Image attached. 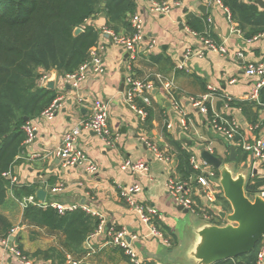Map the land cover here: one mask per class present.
<instances>
[{
	"label": "crops",
	"instance_id": "0c3cea01",
	"mask_svg": "<svg viewBox=\"0 0 264 264\" xmlns=\"http://www.w3.org/2000/svg\"><path fill=\"white\" fill-rule=\"evenodd\" d=\"M134 1L137 4L136 11L140 12L145 20V35L137 49L136 73L144 78L148 74L158 72L173 82V92L191 119L190 132L181 128L176 114H173L169 97L161 90L153 92L150 123L146 121L143 125L139 122L136 113L124 102L125 86L122 89V84L126 78V69L123 72V68L128 58L127 52L110 38L101 36L100 40L106 45L105 74H90L80 83L78 92L66 75L56 70L46 74V79L41 83L45 85L49 80H55V90L58 96L62 97L63 108L53 120H32L37 126V137L23 149L14 172L18 176V184L38 183V188L45 189V202L83 205L90 209L88 213L105 221L106 233L98 235L94 232L84 244L87 251L81 255L76 252L75 256L82 259L83 264H132L123 248L109 243V232L121 228L127 229L131 242L144 264H197L191 252L196 245L197 230L203 225V220L195 214L199 216L200 222L195 221L193 213L180 210L179 205L169 196L167 181L170 177H177L176 152L169 145L165 133L168 132L178 141L183 140L188 148L198 155L200 146H210L215 153L219 148L223 154L227 152L229 156V144L237 145L216 132L207 117L188 100L190 96H202L209 92L210 85L220 93L237 99L248 93L253 80L245 74L244 68L248 62H264V34L257 39L247 40L237 31L238 24L230 22L225 7L207 4L205 0H181V5L173 6L169 14L150 11L149 0ZM245 1L255 3L264 10L257 2ZM200 3L207 5L206 14L198 9ZM189 15L206 17L207 30L203 34H194L187 27ZM103 18L104 16L100 15L91 22L102 27L105 26ZM211 33L218 37L220 43H225L231 53L241 50L243 57L234 59L232 55L214 51L207 52L202 57H185L188 51H194L201 46V35ZM180 63H184V69L178 68ZM233 78L236 81L230 83ZM96 98L108 104V123L110 129L118 134L119 140L114 146H110L96 133L82 130L78 143L98 165V171L92 174L81 167H65L53 152L60 145L65 131L90 118L93 113L91 101ZM220 104V101H216L218 107ZM166 113L172 114L168 120L175 125L173 131L167 130ZM235 114L246 121L241 112L236 110ZM141 135H146L161 148L169 145L174 154L171 164L152 160L149 171L143 175L123 170L122 163L125 159L150 158V150L141 140ZM194 142L196 151L193 148ZM261 175L264 176V167L261 169ZM135 181L144 186L142 193L138 195L140 201L156 208L162 215V219L155 220V223L169 238L170 246L151 236L148 226L119 198L120 188ZM56 184L63 186L59 193L52 192ZM17 200L21 201L18 198ZM2 211L15 227L19 225L15 236H12L14 239L11 240L22 246L23 252L33 260V264H51L52 259H46L39 253L54 247L61 250L64 235L47 233L35 226L21 225L23 209L18 202L9 200ZM56 262L58 261L55 260ZM0 264H16L1 243Z\"/></svg>",
	"mask_w": 264,
	"mask_h": 264
},
{
	"label": "trees",
	"instance_id": "16d2710c",
	"mask_svg": "<svg viewBox=\"0 0 264 264\" xmlns=\"http://www.w3.org/2000/svg\"><path fill=\"white\" fill-rule=\"evenodd\" d=\"M222 3L244 38L251 40L264 34V10L257 4L245 0H222ZM136 9L134 0H0V238L9 237L15 228L2 211L3 207L9 200L20 204L17 198L22 200L35 196L39 185L17 184L12 188L4 173L14 170L23 152L27 136L23 126L40 116L58 97L56 90L48 89L41 83L42 77L52 70L64 75L73 74L88 60L90 51L98 46L101 37V29L91 22L92 19L105 12L103 19L107 28L116 34H131L130 18ZM205 18L189 15L186 25L191 31L203 34L207 30ZM79 27L82 31L75 35V29ZM205 36L220 43L212 33ZM261 100L264 102V90ZM230 104L240 107L247 120L254 122L259 119L254 102L235 98ZM146 108L147 123H150L152 108ZM25 117H29V121ZM165 135L176 152L177 176L182 180H195L198 172L190 164L193 152L183 140H176L168 132ZM235 147L236 164L246 163L248 152H244L239 145ZM215 170L219 175V171ZM253 180L247 182L248 195L255 194L264 185V177L259 174ZM22 209L21 225L64 235L61 250L54 247L39 253L46 259H52L51 264L64 263L66 253L73 256L76 252L80 255L85 253L84 244L100 223L99 217L81 208L65 214H60L51 205L40 207L28 204ZM211 222L217 223L215 220ZM16 245L23 250L20 244ZM261 245L262 240L251 252L214 264H258ZM55 260L58 262L55 263Z\"/></svg>",
	"mask_w": 264,
	"mask_h": 264
},
{
	"label": "built area",
	"instance_id": "2783aa9c",
	"mask_svg": "<svg viewBox=\"0 0 264 264\" xmlns=\"http://www.w3.org/2000/svg\"><path fill=\"white\" fill-rule=\"evenodd\" d=\"M207 4H214L223 6L222 0H205ZM256 2V0H249ZM181 5V0H149V10L159 14H169L173 6ZM224 7V6H223ZM228 19L231 23L232 20L229 10L225 7ZM133 32L131 34H116L106 26L100 27L101 36L110 38V40L121 46L124 51L129 52V56L125 62L126 78H125V92L124 102L133 110L138 116L139 122L145 124L148 118V110L146 107L152 105L153 91L161 90L169 97L171 101L173 114H176L181 128L188 132L190 131L192 122L186 111L185 107L181 104L173 92V82L158 72L148 74L146 77L141 78L137 75L135 67L137 65V49L142 42L145 35V20L142 14L138 11L133 13L130 18ZM238 32L241 33L239 29ZM193 32V31H192ZM197 34L196 32H193ZM199 34V33H198ZM200 35V34H199ZM260 36L254 37L257 39ZM201 46L194 51L190 50L186 53V58L193 56H204L207 52H218L223 55H232L234 59L243 57L241 50H234L232 53L229 51L227 45L218 43L211 37L200 36ZM252 40V39H251ZM105 43L101 40L97 47L90 51L88 60L80 66L78 71L73 74L66 75L72 87L77 90L80 83H82L90 74L103 75L107 68L104 60ZM178 68L184 69V63H180ZM245 74L252 78V87L248 93L239 98L242 101H250L256 103V110L259 113L257 121L241 120L235 111L242 113L241 108L232 107V96L220 93L212 85L209 86V92L202 96H190L189 103L197 108L200 113L204 114L211 127L224 136L229 141L235 143L237 146L248 152V158L245 164L249 166V175L247 182L254 181L255 175H261V169L264 167V102L261 100V95L264 90V62H248L244 68ZM46 79L43 76L41 82ZM236 79H231L230 83H234ZM78 94V93H77ZM80 95V94H79ZM80 100V99H79ZM216 101L221 102V106L216 105ZM210 105V106H209ZM93 113L89 119L81 122L78 126L69 128L64 132L60 145L54 150V155L61 160L65 167L70 168H84L89 173H96L98 165L94 162L84 149L79 145L78 138L82 130L92 131L100 136L107 145L114 146L119 140L117 133L110 129L108 123V104L96 98L91 101ZM63 108L62 97L59 96L46 108L37 118H45L46 120H53L57 113ZM172 114H165L167 130L173 131L175 125L172 121L168 120ZM26 132V139L23 142L24 148L33 143L37 137V126L31 121L23 126ZM141 140L147 145L150 150L151 156L149 159H125L122 163V169L135 175H143L149 171L152 160H159L164 163L171 164L173 160L172 148L166 145L165 148L159 147L154 141L150 140L146 135H141ZM210 151L214 149L210 146L207 147ZM23 153V152H22ZM21 153V154H22ZM190 164L192 168L198 172L196 179L182 180L177 177H170L167 181V190L169 196L174 200L175 204L183 206L193 214H197L202 218L213 221L214 214L210 209L209 204H216L218 198L223 194L222 188L218 183V177L214 167H209V164L204 162L198 153L193 152L190 157ZM5 178L10 180L11 186L17 185L19 182L17 174L14 170L4 173ZM197 185V187H195ZM12 188L10 191L12 192ZM63 186L56 184L52 188L53 193L62 191ZM144 186L139 181H135L130 185L122 186L119 190V198L128 204L129 208L136 212L138 217L144 222L149 229V234L153 237L161 239L166 246H170L169 238L165 233L157 227L155 220L160 221L162 215L154 208L142 203L138 197L142 193ZM256 194L264 197V185L259 187L258 191L249 195L252 199ZM198 197L202 203L197 202ZM22 207L28 204H35L40 207H47L51 205L56 208L60 214H65L69 211L82 208L86 211L90 209L86 206L79 204H63L60 202L47 203L37 199L31 195L25 197L20 201ZM203 210V213L199 212ZM19 229L15 227L12 229L9 237L0 238L5 252L15 260L16 264H33V260L27 256L22 249H20L12 240L11 236ZM106 233L105 221L100 218V223L97 227L96 234ZM109 243L113 246H119L125 250L130 262L132 264H144L140 258L137 249L133 246L129 233L126 228L116 229L109 232ZM64 264H83V260L75 258L71 254L66 255ZM258 264H264V235L262 236V245L259 252Z\"/></svg>",
	"mask_w": 264,
	"mask_h": 264
},
{
	"label": "water",
	"instance_id": "95a60500",
	"mask_svg": "<svg viewBox=\"0 0 264 264\" xmlns=\"http://www.w3.org/2000/svg\"><path fill=\"white\" fill-rule=\"evenodd\" d=\"M264 8V0L256 1ZM198 9L206 14L207 5L200 3ZM105 12L101 16L105 17ZM82 29L76 28L75 35ZM126 53V57L129 56ZM125 72V66L123 68ZM55 80H49L45 87L55 90ZM125 86L122 84V89ZM70 88V86H67ZM154 89L153 92H156ZM29 121V117H25ZM1 142V140H0ZM230 154L225 162L215 152L210 151L206 146H200L201 159L219 171L218 183L223 195L230 204V210L223 209L217 204H209L210 209L225 222L213 223L202 218L203 225L197 230V242L191 256L197 264H214L234 259L242 254L251 252L264 235V197L256 194L252 199L246 191L249 175V166L244 164L238 172L234 171L237 161L236 147L229 144ZM36 197L45 202L47 191L43 188H36ZM180 210L188 213L189 210L182 205ZM14 239V237H11Z\"/></svg>",
	"mask_w": 264,
	"mask_h": 264
},
{
	"label": "rangeland",
	"instance_id": "374dc122",
	"mask_svg": "<svg viewBox=\"0 0 264 264\" xmlns=\"http://www.w3.org/2000/svg\"><path fill=\"white\" fill-rule=\"evenodd\" d=\"M188 132H190V131H188ZM223 145H224V142H223ZM193 148H195V151H196V149H197V147H196V144H195V142L193 143ZM245 152V151H244ZM216 154L220 157V158H222L225 162H227L229 159H228V154H227V152H226V154H223L221 151H220V149L218 148V150L216 151ZM199 156H200V153H199ZM238 163V162H237ZM245 163H243V162H241V163H238V164H236V165H234L233 167H234V171L235 172H238L239 171V169H241V167L244 165ZM209 167H211L210 165H209ZM195 187H197V185H195ZM196 199H197V202L201 205V203H202V201L198 198V197H196ZM218 205H220V206H222V208L224 207V208H226V209H228V210H230L231 208H230V205L228 204V202L226 201V198L224 197V195L222 194L219 198H218V201L216 202ZM199 212L200 213H203V210H200L199 209ZM193 216V218L195 219V221H197V222H200V220H199V216H197V215H195V214H193L192 215ZM212 220H215V222H217V223H223V222H225L224 220H222L219 216H217V215H214V219H212Z\"/></svg>",
	"mask_w": 264,
	"mask_h": 264
},
{
	"label": "bare ground",
	"instance_id": "6f19581e",
	"mask_svg": "<svg viewBox=\"0 0 264 264\" xmlns=\"http://www.w3.org/2000/svg\"><path fill=\"white\" fill-rule=\"evenodd\" d=\"M257 1V0H256ZM256 104V103H255ZM16 186V185H15ZM25 198V197H24ZM185 208V207H184ZM82 209V208H81ZM97 230V229H96ZM96 232V231H95ZM12 237V236H11ZM262 240V239H261Z\"/></svg>",
	"mask_w": 264,
	"mask_h": 264
}]
</instances>
